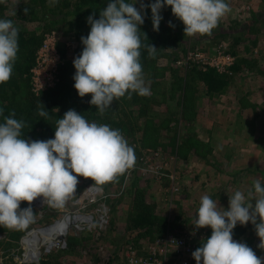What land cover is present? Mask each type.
<instances>
[{"label":"rangeland","instance_id":"374dc122","mask_svg":"<svg viewBox=\"0 0 264 264\" xmlns=\"http://www.w3.org/2000/svg\"><path fill=\"white\" fill-rule=\"evenodd\" d=\"M28 2L9 0L6 13L15 14L20 3ZM154 2L137 0L135 4ZM227 2L232 11L212 35L185 36L182 31L177 44L170 45L172 38L162 42L164 55L156 54L143 68L150 95L134 103L127 95L113 101L117 125L110 127L119 129L134 148V167L151 170L158 166L175 174L176 189L167 178L129 170L117 181L104 185L78 177L76 193L62 208L50 207L43 197L31 205L21 203V209L31 206L34 221L20 231L2 226L0 264H128L131 250L145 255L162 236H198L200 241L210 228L197 229L193 225L202 196L208 195L227 210L229 195L235 191L247 195L249 190L254 191L256 180L264 186V0ZM171 19L178 20L176 16ZM26 25L37 27L39 33L43 31L35 21ZM61 28L44 33V39L48 33H56L59 50L67 49V43L73 44L71 34H63ZM175 31L173 28L172 37ZM39 50L32 71L38 66ZM198 50L213 58L221 53L233 56L231 69L217 71L227 81L221 93L210 94L197 71H192L209 69L181 63L188 52ZM72 52L67 51L69 56ZM31 84L34 92L33 74ZM142 204L150 205L156 216L164 219V230L136 227L135 217ZM100 209H105L108 216L107 222H98V231H70L66 249L57 247V240L47 247L53 236L38 233V257L26 256L31 252L26 242L31 233L73 213L93 215L96 225ZM245 226L249 233L240 242L264 258L255 226L251 222ZM162 247L160 244L158 249ZM158 252L162 258L163 249Z\"/></svg>","mask_w":264,"mask_h":264},{"label":"clouds","instance_id":"9594fccd","mask_svg":"<svg viewBox=\"0 0 264 264\" xmlns=\"http://www.w3.org/2000/svg\"><path fill=\"white\" fill-rule=\"evenodd\" d=\"M58 0H50L55 4ZM126 0H110L107 7L87 17L91 25L87 37H82V53L74 59V87L81 98L91 95L90 103L102 114L114 100L132 93L150 95L146 85L141 57V29L144 16ZM165 4L185 25V36L212 35L220 21L232 9L227 0H155L150 5L154 30L159 31ZM28 9H25L27 14ZM169 25H174L169 22ZM19 29L11 20L0 19V84L8 82L17 60ZM143 33V32H142ZM147 39L146 33H143ZM154 58L157 49L146 45ZM3 109H0V116ZM39 115L47 118L41 109ZM15 113L0 123V226L24 230L34 221L30 207L21 209L22 202L31 205L43 197L53 208H62L76 193L78 177L90 178L96 184L115 182L136 163L134 148L119 129L107 124L89 122L75 110H69L57 121L55 138L31 141L21 138L25 127ZM252 201H255L253 205ZM251 222L264 249V186L254 181V191L247 195L237 190L229 195V208L204 195L201 198L197 229L210 227L212 234L202 242L192 256L197 264H264L246 243L233 239L239 223Z\"/></svg>","mask_w":264,"mask_h":264},{"label":"trees","instance_id":"16d2710c","mask_svg":"<svg viewBox=\"0 0 264 264\" xmlns=\"http://www.w3.org/2000/svg\"><path fill=\"white\" fill-rule=\"evenodd\" d=\"M8 2L9 0H0V19L11 20L14 26L19 29V50L11 79L0 84V109H3L0 123H4V117L10 116L14 112V118L25 122V127L21 131V138L24 137L31 141L54 139L57 121L63 118L69 110H75L89 122L109 126L117 125L114 117V103L101 114L98 108L90 103L91 95L81 98L74 87L76 69L73 57L74 55L78 57L82 53L84 45L81 38L87 37L90 33L91 25L88 23L87 17L92 16L95 12V18L99 19V12L107 7L110 0H58L55 4L50 3V0H29L27 5L20 3L17 12L11 15L6 13ZM126 2L132 3L133 0H126ZM134 6L144 16V24L140 25L142 39L140 61L144 68L153 59L149 56L145 46L153 45L157 49V55H164L165 48L162 47V42H167L172 38L170 45L177 44L181 40L180 34L184 31V24L180 19L177 21L171 19L175 15L172 13L171 7L165 4L162 8L165 9L164 12L160 13L163 19L159 31H156L153 27L152 11L147 7L141 9L138 4ZM26 8L28 9L27 14L25 13ZM34 21L42 25V32L39 33L35 26L34 28L27 27L26 23ZM169 22L174 27L170 26ZM58 27H62L61 32L63 31V34H71L70 39L75 42L73 55L69 56L68 50L60 47L62 61L58 65L57 82L36 95L31 84L36 53L43 43L44 33L58 29ZM173 28H176V31L173 32L175 35L172 37ZM142 32L146 33L147 39ZM238 67L237 65L236 68H233L238 69ZM192 71H197L196 74L208 88L210 94L221 93L227 84V81L224 80L225 77L219 74L216 69H209L205 72L193 68ZM131 97L134 103L139 101L141 95L132 93ZM41 109L48 112L47 118L39 115ZM188 147L190 148V146ZM134 222L137 228L145 230L156 227L161 231L165 227L164 219L156 216L153 208L147 204H142ZM1 228L2 226H0V232L2 231ZM248 233V228L238 223L233 230V239L237 242L243 241L247 238ZM211 234L212 229L209 228L202 239L197 240L196 249ZM41 264H46V262Z\"/></svg>","mask_w":264,"mask_h":264},{"label":"built area","instance_id":"2783aa9c","mask_svg":"<svg viewBox=\"0 0 264 264\" xmlns=\"http://www.w3.org/2000/svg\"><path fill=\"white\" fill-rule=\"evenodd\" d=\"M56 39V33L50 32L46 35V38L40 47L38 53V66L32 71L35 85L33 89L37 95L57 82L58 65L62 61V56ZM72 43V45L68 43L66 44L67 50L74 49L75 42L73 41ZM76 57L77 55H75V58ZM234 61L233 56L230 54L221 53L218 58H213L198 50L188 52L181 63H184L183 65L196 64L204 70L216 69V71H220V69L224 70L225 68H230ZM133 171L160 179L167 178L171 182L170 185L172 189H176V175L173 173L168 174V172L161 170L158 166L153 167L151 170L136 166L128 172L132 173ZM107 216L108 214L106 210L100 209V214L98 215L95 225V218L93 215L84 213L66 215L61 220H56L52 224H57L58 233L50 239L49 244H54V241L57 240V247L59 246L62 249H66V238L70 234V231H86L89 233L98 231V222H107ZM31 235L32 233L29 236ZM196 237L198 236H162L158 238V243L155 245V248H153V250L151 249V252L146 250L145 255L137 254L135 249L131 250L128 264H197L192 256V253L196 250ZM160 244L163 246L160 248L163 249V252L160 254L163 256L162 258L158 257V251L160 250L158 247Z\"/></svg>","mask_w":264,"mask_h":264},{"label":"bare ground","instance_id":"6f19581e","mask_svg":"<svg viewBox=\"0 0 264 264\" xmlns=\"http://www.w3.org/2000/svg\"><path fill=\"white\" fill-rule=\"evenodd\" d=\"M38 233L41 236H45L47 234H50V236H56V234L58 233L57 224H54V225L48 226V227H46L44 229L42 228V229H40L38 231H35V232L32 233L31 236L27 237L26 242L28 243V249L31 250L30 254H26L27 257H32L33 256L34 258H37L38 255H39L38 251L35 250L37 239H38V237H37ZM51 238H49V242H50ZM52 245L53 244L50 243V244H48L47 247H51Z\"/></svg>","mask_w":264,"mask_h":264},{"label":"crops","instance_id":"0c3cea01","mask_svg":"<svg viewBox=\"0 0 264 264\" xmlns=\"http://www.w3.org/2000/svg\"><path fill=\"white\" fill-rule=\"evenodd\" d=\"M196 245H197V243H196Z\"/></svg>","mask_w":264,"mask_h":264}]
</instances>
